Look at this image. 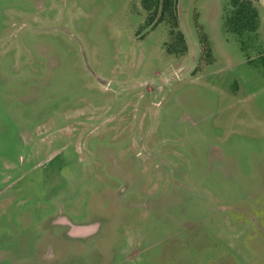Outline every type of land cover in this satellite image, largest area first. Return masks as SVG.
I'll return each instance as SVG.
<instances>
[{
  "label": "rangeland",
  "instance_id": "1",
  "mask_svg": "<svg viewBox=\"0 0 264 264\" xmlns=\"http://www.w3.org/2000/svg\"><path fill=\"white\" fill-rule=\"evenodd\" d=\"M259 1L0 0V264H264Z\"/></svg>",
  "mask_w": 264,
  "mask_h": 264
},
{
  "label": "trees",
  "instance_id": "2",
  "mask_svg": "<svg viewBox=\"0 0 264 264\" xmlns=\"http://www.w3.org/2000/svg\"><path fill=\"white\" fill-rule=\"evenodd\" d=\"M178 1L142 0L144 8L149 12L147 22L151 25L170 16L177 26ZM259 3V0H229L225 17L226 30L241 40L257 33L260 22ZM178 35L180 39L184 40V34L181 31L178 32Z\"/></svg>",
  "mask_w": 264,
  "mask_h": 264
},
{
  "label": "crops",
  "instance_id": "3",
  "mask_svg": "<svg viewBox=\"0 0 264 264\" xmlns=\"http://www.w3.org/2000/svg\"><path fill=\"white\" fill-rule=\"evenodd\" d=\"M220 153L223 155V152H222V150H220ZM221 158H222V156H220Z\"/></svg>",
  "mask_w": 264,
  "mask_h": 264
}]
</instances>
